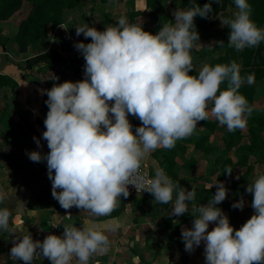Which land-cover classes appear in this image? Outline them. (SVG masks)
I'll return each instance as SVG.
<instances>
[{"label":"clouds","instance_id":"clouds-1","mask_svg":"<svg viewBox=\"0 0 264 264\" xmlns=\"http://www.w3.org/2000/svg\"><path fill=\"white\" fill-rule=\"evenodd\" d=\"M234 3L238 9L234 18L220 20L231 29L228 46L237 51L259 46L264 42V29L251 19V5L247 0ZM210 13L212 0L203 7L177 8L173 12L175 23H163L155 35L123 16L116 26H107L104 31L87 23L75 27L77 37L83 34L92 41L75 45L86 62L85 78L54 83L51 89L42 90L49 109L43 139L50 152L46 156L39 151L28 155L33 162L46 160L52 197L66 210L75 206L89 217L109 216L118 199H127L129 186H134L138 194H151L155 204H172L169 217L188 214L192 204L193 227L182 231V240L189 253L204 243L206 264H264V175L248 184L254 214L235 230L216 207L227 198L224 183L213 185L217 191L207 205H196L195 188L188 191L161 169H156L151 179L141 172L142 162L152 152L174 148L210 115L228 131L247 126L253 107L239 89L245 83L254 84V74L242 77L241 66L233 60L205 64L197 75H189L194 70L191 50L200 40L195 18H208ZM59 27L68 30L64 24ZM224 44L213 42L209 47L222 48ZM47 78L59 80L54 73ZM225 82L227 89L221 91ZM129 115L142 125L135 134ZM34 140L42 147L40 139ZM232 172L230 166L225 168L228 176ZM3 199L0 194V202ZM244 206L243 199L232 205L241 210ZM23 208V202L17 201L18 214ZM10 216L7 207L0 208V231L15 235ZM210 223L216 224L211 231ZM118 227L114 224L112 230ZM108 249L109 239L103 232L65 225L62 237L48 235L42 242L34 241L31 235L17 236L10 257L25 264L40 256L51 264H71L74 258L77 264H89Z\"/></svg>","mask_w":264,"mask_h":264},{"label":"crops","instance_id":"crops-1","mask_svg":"<svg viewBox=\"0 0 264 264\" xmlns=\"http://www.w3.org/2000/svg\"><path fill=\"white\" fill-rule=\"evenodd\" d=\"M31 11L32 3L23 0L21 8L12 17L0 21V75L10 79V82L0 81V143H3V147L6 145L0 158V194L4 196L0 208L9 209L10 227L16 229L15 235L12 232L0 231V264H25L22 260L10 257V249L14 246L17 236L22 238L23 235H31L34 241L42 242L48 235L62 237L65 225L99 230L108 236V251L96 255L89 264H155L154 259L160 254H166V251H180L174 257V264H206L204 243L189 253L185 250L182 240V231L193 227L195 217L190 214L192 208H189L188 219L183 215L169 217L167 214L170 210L155 204V198L151 194L119 198L116 209L109 216L89 217L82 209H78L71 217L65 216L59 202L52 197V181L48 178L46 160L33 162L28 154L39 151L42 156H46L50 152L47 141L43 139V133L46 131L44 120L49 109L45 103L48 97L42 94V90L51 89L54 83H75L80 79L69 47L65 43L61 44L60 39L52 40L51 30H48L47 43L44 40L41 44L29 47L26 52L19 51L16 35L21 22ZM84 18V24L87 23L96 29L100 27L91 17ZM139 18L141 17L135 19L134 24L146 28L148 24L145 26ZM150 33L155 35L158 32H152L150 29ZM228 36L221 25L209 28L204 38L196 42L197 46L191 50L194 69L199 71L204 60L210 65L219 53L210 55L208 51L215 46L208 45L212 44V41L224 42ZM200 43L207 45V48L203 49L204 55L203 51H199ZM45 48L57 49L61 55L60 60L50 67L39 63L27 68V60ZM50 73L58 76L59 80L48 79ZM259 84L260 82L257 90ZM209 118L215 119L211 115ZM128 119L135 134L136 123L142 126L141 122L131 115ZM217 131L215 135H211L210 143L215 144V140H218V144L222 145L223 142L219 139L228 132L227 127L219 124ZM205 132L201 121L198 122L191 135L192 143L188 144L186 153L177 158L178 165L175 168L196 187H206L209 185L207 180L213 179L211 171L214 158H206L202 151L195 148V142ZM34 137L40 139L42 147L37 146ZM5 148L10 150L6 151ZM152 153L150 158L144 161L149 168L157 163ZM189 159H194L196 164L187 170L182 164ZM230 182L231 179H227L225 184L229 186ZM17 201L23 202L24 205L19 214ZM223 213L227 217L230 216L229 211ZM181 220L184 221L183 224H180ZM114 224L119 225L115 231L112 230ZM214 226L215 223H210L208 230L211 231ZM181 250L185 252L182 253ZM32 264H51V261L40 256L34 259ZM71 264H77V260L74 258Z\"/></svg>","mask_w":264,"mask_h":264},{"label":"trees","instance_id":"trees-1","mask_svg":"<svg viewBox=\"0 0 264 264\" xmlns=\"http://www.w3.org/2000/svg\"><path fill=\"white\" fill-rule=\"evenodd\" d=\"M32 3V11L30 15L24 19L16 35V43L20 52H26L29 47L41 44L48 37V30H53L59 24L63 22L64 13L66 10L76 9L81 5V0H28ZM107 1V0H103ZM176 0H145V8L148 12L147 16L150 20L151 31L158 32L163 23H175L173 11L176 9ZM211 0H179L178 8L182 10H188L193 5H199L203 7L205 4L210 3ZM251 5L252 15L251 19L255 24L264 29V0H247ZM23 0H0V21L8 20L12 17L22 6ZM167 3L171 5V12L167 11ZM213 13L209 14L208 18H195V27L199 33L200 40L204 38L206 31L218 25H221V19L234 18L235 13L238 11L234 0H212ZM142 11L137 10L132 12L130 23L134 24L135 19L140 15ZM119 19H110L109 26H116ZM225 32L230 35L231 29L227 25L223 26ZM195 30V28H194ZM80 42L91 43V38L85 39L83 34L80 35ZM198 42V41H197ZM228 39L224 41V46L213 47L209 52L219 53L211 61L210 66L216 64H228L235 60L241 66V76L245 77L249 74L255 75V82L252 85L247 83L243 84L239 89V93L246 97L249 104L253 107V112L247 117V133L244 134L241 129L235 131H228L224 133V136L219 139L223 144H218V140H215V144L210 143L211 135L217 131L219 122L214 119H208L201 121L206 132L202 134L201 138L195 142V148L203 152L206 158L214 156V167L211 171L213 179L209 178L207 181L209 185L206 187H196L188 182L185 176H181L177 171L178 165L177 158L186 153L188 144L192 143V137L189 136L183 140L177 142L172 149H157L152 153L153 158L156 160V164L150 166L152 178L155 176L156 169H161L164 173L170 177L174 183L180 184L182 187L191 191L192 188L196 190V196L193 203L196 205H207L210 198L214 196L217 189L213 186L217 181L225 184L227 179H233L236 176L237 171L240 168L245 167L246 172L243 173L241 178L247 180L250 174L254 170V165L249 164L253 159L256 164L264 166V110H258L255 105V96L257 93V82L264 81V42H261L259 46L254 48H245L242 51H237L234 48L228 46ZM196 43V42H195ZM204 55V53H202ZM61 58L60 52L54 48H45L41 53L35 57L27 60V68L32 67L35 64L43 63L46 66H51ZM198 70L194 69L189 75H197ZM0 81H9L7 77L0 75ZM227 89V82L222 83L220 90ZM219 94V93H218ZM136 127H140L136 123ZM247 137V142L243 143V139ZM232 153L241 155L237 162L232 159ZM144 164V161L142 162ZM196 164L194 159H189L182 164L185 169ZM231 167L233 169L232 175L225 174V168ZM264 175V168L259 176ZM176 192L173 193V200H175ZM171 210L172 204L160 205ZM216 207L222 209V211H235V209L227 202L216 205ZM189 208H192V204H189ZM185 218H189L187 214L183 215ZM216 226V224H215ZM214 226V227H215ZM243 226V225H242ZM241 225L238 227L239 230Z\"/></svg>","mask_w":264,"mask_h":264},{"label":"rangeland","instance_id":"rangeland-1","mask_svg":"<svg viewBox=\"0 0 264 264\" xmlns=\"http://www.w3.org/2000/svg\"><path fill=\"white\" fill-rule=\"evenodd\" d=\"M25 2L27 3L29 1L25 0ZM29 3L31 4V2H29ZM178 3H179V0H176L175 1L176 9L178 8V5H177ZM170 8H171L170 3H167V11L171 12ZM137 10L142 11V13L140 15H138V17H141V18H139L141 23L143 22V24L145 26H147V24H148V26L146 28H144V31L150 32L151 25H150V20L147 16L148 12L145 8V0H107V1H103V0H81V5L78 8L65 11L64 17H63V22H66L67 25L70 27V29H72L73 31L76 32L75 27L84 25V23H85L84 17L85 16L87 18L91 17L93 19V21L100 26L97 30L98 31H104L106 29V27L110 25V22H109L110 19H119L120 17L123 16V17H127L128 21L130 23L132 12L137 11ZM96 24H95V26H97ZM221 26H222V24H221ZM218 30L220 31L219 28H218ZM220 33H221V31H220ZM217 34H218V32H217ZM79 37H81V36H79ZM47 39H49V38L47 37L45 39L46 43H47ZM227 39H228V37H227ZM59 41L62 42L61 44H64V42L62 40H59ZM212 44H213V41H212ZM199 47H200L199 49H201L199 51L200 52L203 51V53H204V50H205L204 48H207V45L203 46L200 43ZM208 47H209V45H208ZM211 47H213V46H211ZM201 64H202V66H204L206 64L205 60ZM258 83L259 82H257V85H258ZM259 85L260 86H258V90H257L256 96H255L254 105L258 110H264V81L260 82ZM241 131L244 134H246L247 133V127L242 129ZM246 142H247V137L245 136V138L243 139V143H246ZM211 157L214 158L213 155ZM231 157H232L234 162H237L240 159L241 155H238L236 153H232ZM249 164L254 165V170L250 174L248 179L243 180L241 178L243 173L246 172V168L243 167L237 171L235 178L231 179L229 186H227L228 187V195H227V198L224 200L225 202L229 203L231 206L234 203L239 202L241 199H243L245 202V206L243 207L242 210L237 208V209H235V211H231V212L229 211L230 216H228V218L230 221V225L234 229H236L240 225L241 226L244 225L251 218V216L254 214V210L251 207L253 195L248 193L246 191V189H247V186L249 183H253L258 178V175L261 173L264 166H262L260 164H256L253 159L250 161ZM183 223H184V221L181 220L180 224H183ZM179 252L180 251H169V253H168L166 251V254L165 253L163 255L160 254V256L155 258L154 263L155 264H174V262H175L174 257L177 256V254ZM181 252L184 253L185 251L181 250ZM149 258L150 257H147V259H149ZM151 259L152 258H150L149 260H151Z\"/></svg>","mask_w":264,"mask_h":264},{"label":"built area","instance_id":"built-area-1","mask_svg":"<svg viewBox=\"0 0 264 264\" xmlns=\"http://www.w3.org/2000/svg\"><path fill=\"white\" fill-rule=\"evenodd\" d=\"M61 24H64L67 26L68 30L66 31L65 29H62L59 27V25L57 27H55L53 30L51 29V39H60L62 40L70 49L73 57V60L75 62L76 68H77V75L78 78L80 79V81H82L85 78V60L82 56V54L75 48V45L77 43H80V37L76 36V32L73 31L72 29H70V27L67 25L66 22H62ZM141 172L146 175L147 178L151 179L152 175H151V171L150 168L147 164H142L141 165ZM129 192L130 195L128 198H133L135 196L138 195H146L149 194L147 192L143 193V194H138L136 192V189L134 186H129ZM79 208L73 206L71 209H64L63 213L65 214L66 217H71L74 213H76L78 211ZM70 215V216H69Z\"/></svg>","mask_w":264,"mask_h":264},{"label":"water","instance_id":"water-1","mask_svg":"<svg viewBox=\"0 0 264 264\" xmlns=\"http://www.w3.org/2000/svg\"><path fill=\"white\" fill-rule=\"evenodd\" d=\"M4 147H6V145L4 146ZM3 146H0V158L2 157V154H3V148H4Z\"/></svg>","mask_w":264,"mask_h":264}]
</instances>
